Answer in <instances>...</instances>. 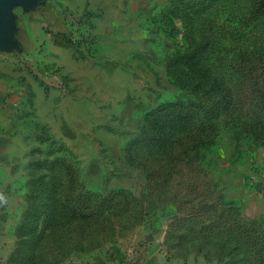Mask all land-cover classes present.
Here are the masks:
<instances>
[{"label":"rangeland","instance_id":"374dc122","mask_svg":"<svg viewBox=\"0 0 264 264\" xmlns=\"http://www.w3.org/2000/svg\"><path fill=\"white\" fill-rule=\"evenodd\" d=\"M41 1L14 51L17 263L140 264L158 242L206 239L224 264H264V219L249 222L264 144L236 141L223 117L238 57L264 54V16L249 0ZM199 120L214 143L195 141Z\"/></svg>","mask_w":264,"mask_h":264},{"label":"crops","instance_id":"0c3cea01","mask_svg":"<svg viewBox=\"0 0 264 264\" xmlns=\"http://www.w3.org/2000/svg\"><path fill=\"white\" fill-rule=\"evenodd\" d=\"M41 4V0H29L24 5L9 6L6 17L12 38L11 41L0 42V264H18L13 256L15 239L10 236V231L19 224L21 219L19 214L22 212L21 205L14 206L18 194L11 183L17 173V165L21 163V159L15 156L16 140L22 132L16 122L21 112L22 102L27 99L22 90L24 88L21 87V74L15 72L14 58L17 56L14 53L18 54V52L14 51L15 49L21 50L16 40L19 31L18 22L20 15L30 16ZM247 214L243 212V219L246 221ZM251 218L249 222L253 219H264V209L254 213ZM261 222L259 225L263 227L264 222ZM199 241L206 243H199L197 248H186L184 245L189 242L183 243L181 247L177 245L176 240L165 244H163L164 241L162 244L158 242L153 246L156 252L152 259H145L146 261L143 260L140 264L153 262L156 264H224L222 261L229 258V255L222 254L219 248L218 252H213L207 246L210 242L215 243L216 241L207 242L206 239ZM222 243L223 241H219L218 245ZM169 249L170 252H168Z\"/></svg>","mask_w":264,"mask_h":264},{"label":"trees","instance_id":"16d2710c","mask_svg":"<svg viewBox=\"0 0 264 264\" xmlns=\"http://www.w3.org/2000/svg\"><path fill=\"white\" fill-rule=\"evenodd\" d=\"M251 8L264 16V0H249ZM262 56L249 57L242 54L238 57L237 62L240 67L239 73L241 74V91L238 92L234 98L230 97L229 102L225 106L227 113L225 112L224 120L225 124L233 125L231 134L236 141H240L244 144H264V54ZM232 96V95H231ZM247 107L249 113L245 115H234L233 112L237 107ZM214 109V104H213ZM219 109V108H216ZM215 110L212 111L209 117L218 119V115L215 114ZM185 121H190L185 119ZM208 123V122H207ZM196 132L197 143L206 144L214 143L217 135V128L213 126L205 127V123L202 120L198 121ZM208 132L207 140H204L203 135ZM190 136H185L183 140H188ZM205 144V143H204ZM182 149V153L179 155L185 156L188 150V144ZM183 146V147H184ZM194 149V147H193ZM195 150V149H194ZM199 150V149H198ZM197 150V153L200 151ZM196 150L195 155L197 156ZM192 155L188 156V161Z\"/></svg>","mask_w":264,"mask_h":264},{"label":"water","instance_id":"95a60500","mask_svg":"<svg viewBox=\"0 0 264 264\" xmlns=\"http://www.w3.org/2000/svg\"><path fill=\"white\" fill-rule=\"evenodd\" d=\"M27 1L29 0H0V42L11 41L12 38L6 17L7 8L15 4L24 5Z\"/></svg>","mask_w":264,"mask_h":264},{"label":"built area","instance_id":"2783aa9c","mask_svg":"<svg viewBox=\"0 0 264 264\" xmlns=\"http://www.w3.org/2000/svg\"><path fill=\"white\" fill-rule=\"evenodd\" d=\"M259 187H260V186H256V187H255V191H256L257 189H259ZM256 192H258V191H256Z\"/></svg>","mask_w":264,"mask_h":264}]
</instances>
